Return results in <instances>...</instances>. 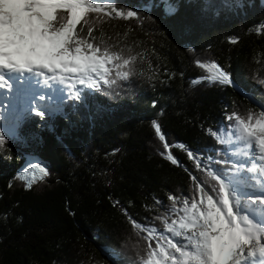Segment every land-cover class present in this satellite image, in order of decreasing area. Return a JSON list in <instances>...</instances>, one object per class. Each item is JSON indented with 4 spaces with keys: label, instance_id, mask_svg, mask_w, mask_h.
Wrapping results in <instances>:
<instances>
[{
    "label": "trees",
    "instance_id": "obj_1",
    "mask_svg": "<svg viewBox=\"0 0 264 264\" xmlns=\"http://www.w3.org/2000/svg\"><path fill=\"white\" fill-rule=\"evenodd\" d=\"M115 4L137 18L109 19L93 35L99 40L103 32L110 43L142 53L137 74L56 102L60 108L43 118L22 115L12 132L0 128V264H143L146 234L137 236L123 210L163 229L154 198L170 204L169 192L187 194L192 181L185 168L203 177L181 146L204 163L222 160L227 147L208 130L229 124L233 112L264 106V0ZM196 61L217 62L233 84H194L207 75ZM152 121L180 165L160 154L164 142ZM24 156L48 173L40 179L37 171L31 187L19 178Z\"/></svg>",
    "mask_w": 264,
    "mask_h": 264
},
{
    "label": "snow or ice",
    "instance_id": "obj_2",
    "mask_svg": "<svg viewBox=\"0 0 264 264\" xmlns=\"http://www.w3.org/2000/svg\"><path fill=\"white\" fill-rule=\"evenodd\" d=\"M175 11L169 6V14ZM137 16L134 10L117 7L115 0H0V104L10 96L13 113L17 112V101L23 104L17 120L33 111L43 118L44 109L50 106L38 101L46 99L41 93L52 83L64 86L51 89L61 99L67 91L71 99L79 100L78 85L111 89L118 81H128L137 74L136 64L143 61V54L130 45L110 43L111 37L105 38L103 32L97 40L93 33L98 24L109 19ZM85 28L87 33L83 34ZM259 31L264 33V26ZM196 63L207 75L194 84L204 80L233 84L231 74L217 62ZM259 83L264 85V79ZM226 120L230 123L208 130L220 144L236 146L230 152L225 149L224 159L209 157L211 163H204L181 146L203 177L185 168L192 181L187 194L169 192L170 204L154 198L162 211L154 219L163 221V229L151 222L141 223L123 210L137 236L146 234L143 264H264V106L258 113L233 112ZM152 126L164 142L165 151L160 154L171 164L180 165L160 124L152 121ZM4 143L0 134V146ZM233 156L241 159L233 160ZM30 168L31 178L27 170L19 177L28 187L37 171L40 179L48 174L39 164ZM118 204L114 202V206Z\"/></svg>",
    "mask_w": 264,
    "mask_h": 264
},
{
    "label": "rangeland",
    "instance_id": "obj_3",
    "mask_svg": "<svg viewBox=\"0 0 264 264\" xmlns=\"http://www.w3.org/2000/svg\"><path fill=\"white\" fill-rule=\"evenodd\" d=\"M81 89V94H82V91H85L86 89H90V88H87V87H84L82 85H79V87ZM51 91V90H50ZM52 93L51 92H48V94ZM54 94V93H53ZM49 95L51 96V99H48L46 96V99L44 101H38L39 104H44V105H49L51 106L53 103H51V101H54L56 98L53 97L52 95ZM10 97V96H9ZM8 97V98H9ZM5 99L4 102L2 104H0V128H3L7 131H9V128L13 127L14 126V122L16 121V116L20 113V111L22 110L23 108V104L19 101H17L16 103V109H17V112L16 113H13L11 111V104L8 102L9 100ZM59 102V100L57 101ZM60 107H55L53 106L52 108H45L44 111L46 112V115L45 116H48V112H51V111H56L57 109H59ZM34 112V111H33ZM54 113V112H53ZM21 117V116H20ZM10 128V129H11ZM10 132V131H9ZM12 132V131H11ZM163 145V144H162ZM223 146L227 147V150L230 152L232 151V148L233 147H236V146H228L227 144H222ZM23 149H24V146L22 143H20L19 141H17V144H16V153L18 154H22L23 155ZM25 157V156H24ZM26 158V162H27V157ZM232 159L234 160H237V159H241V158H238L236 156H233ZM32 164H35L32 160H28V163H26L24 169L22 170V174L25 173V171L27 170L28 171V175H29V178H31V168L30 166Z\"/></svg>",
    "mask_w": 264,
    "mask_h": 264
},
{
    "label": "bare ground",
    "instance_id": "obj_4",
    "mask_svg": "<svg viewBox=\"0 0 264 264\" xmlns=\"http://www.w3.org/2000/svg\"><path fill=\"white\" fill-rule=\"evenodd\" d=\"M46 88H47V87H46ZM52 88H55V87H51V88L47 89V90H46V94H48V92H51L50 90H51ZM2 91L4 92V90H2ZM10 99H11V97L8 98V100H10ZM8 102H9V101H8Z\"/></svg>",
    "mask_w": 264,
    "mask_h": 264
}]
</instances>
